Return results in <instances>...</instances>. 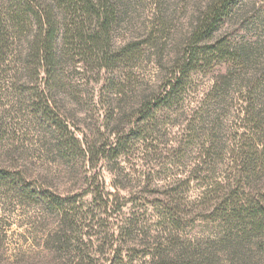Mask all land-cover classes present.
Returning a JSON list of instances; mask_svg holds the SVG:
<instances>
[{
	"label": "rangeland",
	"instance_id": "1",
	"mask_svg": "<svg viewBox=\"0 0 264 264\" xmlns=\"http://www.w3.org/2000/svg\"><path fill=\"white\" fill-rule=\"evenodd\" d=\"M212 1L125 0V16L115 33L117 45L138 44L141 53L117 71L124 73L126 83L119 95L106 98V104L102 83L86 85L78 73L84 71L83 65L67 70L68 85L56 93L55 105L66 114L69 128L80 137H93L97 130L105 132L108 112L114 118L110 129L116 130L120 116L134 115L145 97L160 90ZM235 12L215 37L231 33L236 42L248 43L253 57L245 65L224 63L203 69L184 101L160 112L164 117L122 154L117 185L108 171L112 164L103 163L102 180L91 184L95 172L91 163L82 155L59 150L53 129L31 121L21 94H29L28 83L14 75L18 64L3 66L0 121L7 131L0 141V169L21 171L29 187L0 183V264H109L113 257L117 260L116 251L122 252L121 264H144L143 256L161 230L158 206L172 188L186 205H195L188 210L196 209L203 192L210 190L208 205L220 196L216 182L233 180L242 164L238 147L243 133L257 131L264 154V0H244ZM222 75L227 76L226 92H219L216 99L208 96L217 81L223 84ZM254 81L257 85L251 84ZM249 96L262 122L245 114ZM209 97L211 107L200 121L199 111ZM138 124L143 130L144 124ZM208 146L211 150L206 152ZM255 184L264 186V169ZM100 193L111 200L109 212L118 210L112 216L104 213L101 199L95 201ZM134 212L139 218L137 230L120 237L119 226ZM102 220L107 229L100 226ZM214 233L212 220L197 217L185 235L212 239Z\"/></svg>",
	"mask_w": 264,
	"mask_h": 264
},
{
	"label": "trees",
	"instance_id": "2",
	"mask_svg": "<svg viewBox=\"0 0 264 264\" xmlns=\"http://www.w3.org/2000/svg\"><path fill=\"white\" fill-rule=\"evenodd\" d=\"M242 1L213 0L160 90L145 97L134 115L120 116L117 130L110 129L114 118L106 110L105 132L97 130L93 137H80L69 128L66 114L55 105V95L68 85L67 70L78 69L79 64L85 68L78 73L86 85H92L93 81L102 83L101 97L105 104L107 97L122 92L126 81L124 73L117 71L141 53L138 44L117 45L115 33L125 16V0H0V70L11 61L16 62L14 75L26 79L29 86V94H21L31 121L53 129L51 133L59 150L71 156L82 155L91 163L95 169L91 184L102 180L100 163L112 164L108 171L114 176V184L120 175L122 154L134 140L144 137L148 126L164 117L160 112L178 107L184 101L189 85L203 69L224 63L245 65L253 57L254 51L248 43L236 42L231 33L215 37L222 26L236 17L235 7ZM150 43H154L153 39ZM221 77L223 84L217 81L208 96L216 99L219 92H226L227 76ZM251 84L257 85L255 81ZM247 101V117L262 122L255 101L251 96ZM210 104L211 98L200 109V121H204ZM139 122L144 124L143 130ZM6 131V124L0 121V141ZM257 139V131L242 134L238 147L242 164L233 180L216 182L220 196L215 201L205 204L207 192L210 193L205 190L195 203L196 209L188 210L195 205H186L176 188L170 190L158 206L161 230L151 250L144 254V264H264V186L258 188L255 184L260 170L264 169V154L260 153ZM210 150L209 146L205 148L206 152ZM10 182L29 187L21 171L0 169V183ZM96 189L100 190V186ZM98 198L106 216L118 211L109 212L111 200H104L102 193L95 194V201ZM195 216L215 223L212 239L185 235L197 219ZM100 224L108 228L104 220ZM138 225V213L134 212L132 218L119 226L120 237L135 232ZM114 256L117 260L113 257L109 264H121L122 252L116 251Z\"/></svg>",
	"mask_w": 264,
	"mask_h": 264
}]
</instances>
